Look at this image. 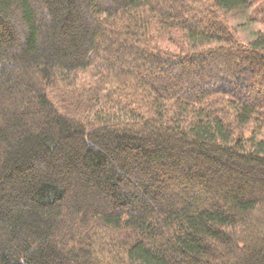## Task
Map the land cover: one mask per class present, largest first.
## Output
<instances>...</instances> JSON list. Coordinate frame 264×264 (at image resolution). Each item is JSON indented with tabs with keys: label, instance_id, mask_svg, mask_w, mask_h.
Masks as SVG:
<instances>
[{
	"label": "trees",
	"instance_id": "obj_1",
	"mask_svg": "<svg viewBox=\"0 0 264 264\" xmlns=\"http://www.w3.org/2000/svg\"><path fill=\"white\" fill-rule=\"evenodd\" d=\"M257 2L0 0V264H264Z\"/></svg>",
	"mask_w": 264,
	"mask_h": 264
},
{
	"label": "rangeland",
	"instance_id": "obj_2",
	"mask_svg": "<svg viewBox=\"0 0 264 264\" xmlns=\"http://www.w3.org/2000/svg\"><path fill=\"white\" fill-rule=\"evenodd\" d=\"M261 2H262V6L260 7L261 13L264 14V0H261ZM33 3H34L33 5L35 6V9H36L38 16L41 15L43 17L44 12H43L42 6L39 5L38 2H33ZM258 3H260V0H258V2L256 4H258ZM256 4L251 6V8L248 10L227 15V22L235 30V34L238 35L239 41H241L243 43H246V42L252 40L256 31L264 29V20L262 23L257 18L253 19L254 17H252L253 13H254V6ZM250 17H252V18H250ZM17 27H15V29ZM163 48L170 49L171 51L175 50L178 52V49H175V47L169 43L167 45H163Z\"/></svg>",
	"mask_w": 264,
	"mask_h": 264
}]
</instances>
